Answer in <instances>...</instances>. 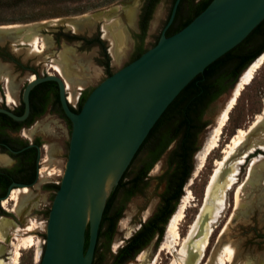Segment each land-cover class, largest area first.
<instances>
[{
  "label": "rangeland",
  "instance_id": "rangeland-1",
  "mask_svg": "<svg viewBox=\"0 0 264 264\" xmlns=\"http://www.w3.org/2000/svg\"><path fill=\"white\" fill-rule=\"evenodd\" d=\"M141 4L142 0H0V57L3 60V63L0 61V93L5 92L6 95L7 90L10 91L12 103H17L27 80L34 78L29 69L40 72L46 69L44 64L48 62V72L56 73L63 79L67 96L71 92L78 93L82 88H86L88 93L107 77L100 65L103 58L98 46L81 47L82 44L76 40L67 42L63 39L56 43L53 41L54 34L61 31L86 39L98 35L105 42L113 73L135 56L139 44L135 36L138 33L137 17ZM171 7L172 0L159 1L148 22L142 49L147 50L156 42ZM130 13L133 16L131 21L127 19ZM108 27L111 32L105 29ZM120 33L125 36V41L118 43H122L118 45L122 50L118 60H115L111 54L112 40ZM32 40L40 41L39 45L44 44L42 53H37L32 46L27 45ZM230 88L212 102L203 115L202 119L207 125L198 135V149L192 157V173L178 201L179 204L184 201L186 208L177 225L180 238L175 243L174 248L177 249L186 251V243L181 241L188 239L190 227L195 226L201 210H213L211 220L210 215L206 219V235L199 241L204 249L199 245L193 246L192 264H219L217 259L224 247L231 251L232 264H264V62L251 82L241 90L229 111L218 146L202 164L199 159L217 125ZM75 102L70 104L74 105ZM4 103L11 106L7 101ZM54 119L45 116L35 122L31 129V132L36 133L39 129L46 134L41 156L44 159L39 168V180H45L44 183L60 182L67 156L70 126L67 123L66 128L64 123L58 121L53 123L51 120ZM237 130L246 131V137L232 147L217 170L223 177L231 171L227 183L211 189V196L205 199V191L216 170L217 161L223 159L222 151ZM173 147L174 142L153 163L136 194L130 198H125L122 191L115 194L111 212L121 208V215L110 242L107 243L103 237L98 240L93 264H113L117 250L155 212L165 187L168 153ZM255 150L245 162V158ZM253 156L256 157L252 159ZM242 158L243 162L240 163ZM149 161L147 151H141L130 165L126 180ZM40 170L44 171L42 177ZM21 190H13L15 201L2 203L7 208L13 203L10 211L18 219L11 214L9 218L15 224H5L0 220V234L3 237L0 240L1 264H39L43 252L47 213L55 191L44 190L37 184L25 188L24 192ZM166 227L160 239L153 237L147 246L123 264H172L171 255L166 250H160L170 242ZM28 228L32 231L28 232ZM27 236L33 237V245L30 248L21 247L17 260L14 256L16 244ZM177 256L179 260L182 259L180 254L177 253Z\"/></svg>",
  "mask_w": 264,
  "mask_h": 264
},
{
  "label": "water",
  "instance_id": "water-1",
  "mask_svg": "<svg viewBox=\"0 0 264 264\" xmlns=\"http://www.w3.org/2000/svg\"><path fill=\"white\" fill-rule=\"evenodd\" d=\"M179 1L174 0L155 45L97 84L78 112L69 108L64 84L54 75L34 77L26 84L22 116L0 109L15 120H24L29 91L53 81L70 123L66 161L47 215L39 264L92 263L106 198L151 128L194 77L240 44L264 19V0H211L185 27L166 36Z\"/></svg>",
  "mask_w": 264,
  "mask_h": 264
},
{
  "label": "trees",
  "instance_id": "trees-1",
  "mask_svg": "<svg viewBox=\"0 0 264 264\" xmlns=\"http://www.w3.org/2000/svg\"><path fill=\"white\" fill-rule=\"evenodd\" d=\"M146 2V9L143 15L140 16L141 32L137 35L140 39L145 37L147 23L150 20L151 12L158 0H146ZM173 2L174 0H172V4ZM210 2L211 0H180L174 19L169 27V29L174 28L172 34L185 27L203 11ZM169 29H167L166 34ZM61 38L68 42L82 39L75 35L55 34V40L57 42ZM91 45H96L101 49V53L105 60L100 64L105 66L107 76L111 75L112 72L108 68L109 59L105 52V44L96 37L85 40V46ZM263 50L264 19L240 44L215 60L206 67L202 73L194 77V79H192V81H190L168 105L151 128L147 137L134 155L130 165L143 150L147 151L150 161L147 165L141 166L129 180H126L130 167L129 165L118 184L113 188L102 213L97 242L103 237L108 243L114 234L115 224L120 218L122 211V209L119 208L111 212L115 194L122 191L124 192L125 198H130L136 194L153 163L158 159L161 153L167 149L170 143L174 142V147L170 150L167 157L168 172L166 174L165 187L160 195V202L155 212L127 239L125 244L118 249L113 264H122L124 261L132 258L147 246L153 237L156 236L157 240L160 239L163 234L164 226L166 227L170 217L176 211L177 205L179 204L178 201H180V197L183 196L182 189L192 173V157L198 149L197 138L207 125L202 119L205 111L212 102L232 86L243 69H246ZM143 52H145V50L140 48L133 59L139 57ZM88 93L80 97L78 108L75 112L79 111ZM254 152L251 154H254ZM251 154H249L246 159L249 158ZM254 157L255 156L252 158ZM47 187L54 188L55 191L58 189V186L49 185ZM0 213L4 214L2 211H0ZM87 242L88 231L86 229L85 249ZM97 242L94 253L97 250ZM91 264H93V262Z\"/></svg>",
  "mask_w": 264,
  "mask_h": 264
},
{
  "label": "flooded vegetation",
  "instance_id": "flooded-vegetation-1",
  "mask_svg": "<svg viewBox=\"0 0 264 264\" xmlns=\"http://www.w3.org/2000/svg\"><path fill=\"white\" fill-rule=\"evenodd\" d=\"M159 1L160 0H158V2L155 4V6L151 12L150 19L152 17L153 11H154L155 7L157 6V4L159 3ZM146 4H147L146 0H142V4H141L140 10H139L138 17H137L138 33H136L135 37L138 39L139 44L136 47L135 56L138 53L139 49L140 48L142 49V43H143L142 41L144 38L140 39V37L137 35H139L141 32V30H140V26H141L140 16L143 15L144 10L146 9ZM169 14H168V17H169ZM168 17H167V19H168ZM167 19H166V21H167ZM147 25H148V23H147ZM169 27L167 29H169ZM166 31H165V35L170 36V35H172L174 28L169 29L167 34H166ZM57 33L67 35V34L62 33L61 31L56 32L55 34H57ZM55 34H54V40L53 41L58 43L59 41L57 42L55 40ZM160 34H159L158 38L160 37ZM145 35H146V33H145ZM75 36H78V35H75ZM95 37L98 38L100 41H102L98 35H96ZM95 37H92L89 39H93ZM80 38H82L83 40L81 39V40H76V41L80 42L82 44L81 47H83V46H85V40H89V39H86L83 37H80ZM158 38H157V40H158ZM61 39H63V38H61ZM63 40H65V39H63ZM157 40H156V42H157ZM102 42L105 44L104 41H102ZM155 43L153 45H155ZM142 50H144V49H142ZM99 52H100V56L103 58V61H104L105 59L101 53L100 48H99ZM105 52H106V55L108 56L106 46H105ZM1 59H2V56L0 57V61L3 63V60H1ZM108 59H109V57H108ZM133 60L134 59H132L131 61H133ZM49 61H50V59H49ZM103 61H101L100 63H102ZM44 65L46 66V69L42 70L40 72H36V73H35V69L30 68L29 70L32 72L31 75H33L34 77H44L46 75H54V76L59 77L64 84V93H65L64 96L66 99L67 91H66L65 83H64L63 79L59 75H57L56 73H49L48 72L49 68L47 66L49 65V62L47 64H44ZM100 65L103 67L105 74H107L105 66H103L102 64H100ZM108 68L110 69L109 60H108ZM28 82H29V80H27L24 87L26 86V84ZM24 87L21 90V93L19 95L17 103L11 102V106H9L7 103H4V101L5 102L7 101V100H5L6 99L5 92L2 94L0 93V109L6 110L15 116H22L24 113V103L22 101V93H23ZM76 90H78V89H76ZM77 94H78L77 100H76L74 105H71L70 102H67L69 105V108L74 112L78 108L80 97L83 94H86V88L80 89ZM66 101H67V99H66ZM28 104H29V112H28L27 117L24 120H15V119L11 118L10 116L0 112V211H2L4 213V214L0 213V220L6 219L9 221V223H14V224L16 222L12 218H9V216L11 214L15 218H17L10 211L12 209L13 203H11L10 208H7V206L4 207L2 205L3 201H6L9 198L8 196L13 190L23 189V188L29 189V188L33 187L35 184H37V185H39V187L42 186V189H44V190L55 191L54 188H48L47 186H49V185L58 186L60 183V182L57 183V181H53L52 183H50V182L44 183L45 180H43V181L39 180L40 163L44 159V158H41V156L43 155V151H44L43 137L46 136V134L44 131L39 130V129L36 131V133L31 132L33 124L35 122H37L39 119H42L43 117L47 116V117L55 118L54 120H51L53 123L58 121V122L64 123L66 128H68V124L70 126L69 121L67 120V118L64 117L63 111L61 109L60 102H59L58 86L55 82L46 81V82H42V83L35 85L29 91ZM58 127H61V126L58 125ZM69 135H70V131H69ZM19 185H22V186H19ZM112 191H113V189L110 191L109 197H110ZM3 199H5V200H3ZM8 204H10V203H8ZM48 212H49V210H48ZM47 215H48V213H47ZM17 224H19V223H17ZM44 238H45V235H44ZM116 254H117V252L115 253L114 257L116 256ZM5 256H7V255H5ZM132 258H130V259H132ZM93 259H94V257H93ZM130 259H128V260H130ZM128 260H126V261H128ZM126 261H124V262H126ZM113 262H114V258H113Z\"/></svg>",
  "mask_w": 264,
  "mask_h": 264
},
{
  "label": "bare ground",
  "instance_id": "bare-ground-1",
  "mask_svg": "<svg viewBox=\"0 0 264 264\" xmlns=\"http://www.w3.org/2000/svg\"><path fill=\"white\" fill-rule=\"evenodd\" d=\"M128 15H130V16L127 19L129 21H131L130 19L133 17L132 13H130ZM108 28H105V29L110 30V32H111L112 30L110 29V27H108ZM124 41H125V36L123 35V33H120L118 36H116V39L112 40L111 54H113V57L115 60H118L119 52L122 50V49H120V46H118L120 44L122 45V43H120V44H118V43L124 42ZM39 43H40V41H38V40L37 41L32 40L31 43H29L27 45L32 46L37 53H42L44 50V44L39 45ZM122 47L123 46H121V48ZM263 62H264V52L261 55H259L241 73L240 78H239L236 86L234 87V89H232V91L229 95V98L226 100V104L223 106L222 112L218 118L217 125L214 128L213 133L209 138L210 140H209L205 150L203 152H201V154H200L199 159H200L201 164L204 162L207 155L210 154L213 150H215V148L218 146L219 136L221 134V129L224 127V125L226 124V122L228 120V114H229V111L231 110V107L234 106L238 96L240 95L241 90L244 88V86L248 85L251 82V80L254 77L255 72L259 69L260 65ZM31 80H33V79H31ZM75 98H76V93H74V92H71L68 94V96H66L67 102H70V103H72L75 100ZM6 100L9 103L12 102V96H11L10 91H8V90L6 92ZM245 134H246V131L237 130L236 134L232 136L229 143L226 145L225 149L222 151V153L224 154V157L221 161H217L216 170L214 171V174L212 175V177L209 181V184L207 185L206 191H205V199H208L211 196L210 195L211 189H213L215 187L219 188L221 186L226 185L228 175L230 174L231 171L229 170L227 175L225 177H223V176H221L220 172H217V170L222 165L223 160L230 153L232 147L237 142H239L245 136ZM241 162H243V158L240 159V163ZM43 174H44V171L40 170V177H42ZM21 191L24 192L25 188H23V190H21ZM8 197H7L8 199L6 198L7 200L3 201V203H5V202L9 203V201H15L16 200L15 191H12ZM3 200H5V199H3ZM187 201H189V200H187ZM177 206L178 207H177L175 213L170 217L168 224H167V227H166V230H165L167 236L170 237V242L167 244H164L160 250H164V251L166 250V253L171 255V263L172 264H192V261L194 260L193 246L199 245L201 247V249H204V245L200 244L199 241L202 238H204V236L206 235V229H207V223H208V221L206 219L208 218L207 216L210 215L209 221L211 220L213 210H212V208L207 209V210L205 209L206 211H204V208L201 210L202 212L198 216V219H197L195 226L190 227V230L188 233V235H189L188 239L184 238L181 241L184 244L186 243L187 249L185 251V250H182V248H180V249L174 248L176 240L180 239L178 237V233H177V228H178L177 225H178V222L180 220H182L183 212L186 208V204L184 201H181V203L178 204ZM204 207H206V206H204ZM1 221H3L5 224H9V221L6 219L1 220ZM27 231L31 232L32 230L28 228ZM32 236H34V235H32ZM32 236H27V237H24V238H21L18 240V243L16 244V247L14 250L15 259H17L19 257V250L21 247L25 246L26 248H30L33 245V241H32L33 237ZM1 238H3L2 234H0V240H1ZM172 240H174V242H172ZM177 253L180 254V257L182 258L181 260H183V263H181L182 261L179 260L180 258L177 256ZM217 261L219 262V264H232L233 257H232L231 251L228 248L224 247L218 256ZM0 264H1V262H0Z\"/></svg>",
  "mask_w": 264,
  "mask_h": 264
},
{
  "label": "crops",
  "instance_id": "crops-1",
  "mask_svg": "<svg viewBox=\"0 0 264 264\" xmlns=\"http://www.w3.org/2000/svg\"><path fill=\"white\" fill-rule=\"evenodd\" d=\"M75 100H77V93H76V99Z\"/></svg>",
  "mask_w": 264,
  "mask_h": 264
}]
</instances>
